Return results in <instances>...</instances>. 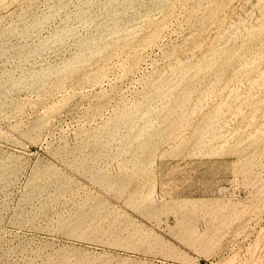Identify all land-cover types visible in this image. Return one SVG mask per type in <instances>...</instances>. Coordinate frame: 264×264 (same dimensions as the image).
Instances as JSON below:
<instances>
[{"label":"rangeland","instance_id":"rangeland-1","mask_svg":"<svg viewBox=\"0 0 264 264\" xmlns=\"http://www.w3.org/2000/svg\"><path fill=\"white\" fill-rule=\"evenodd\" d=\"M5 1L0 2V5L2 3L0 7V18H3L0 19V29L7 27V24L13 22V19H15L17 15L26 12L29 6L38 3L33 0ZM233 1L234 2H232L230 6L225 7L220 12V15L215 20L216 23L219 22L220 19L225 20L229 18L230 20H236L240 17H244L247 19L244 24L248 25L250 19L246 17L250 16V14H247L249 9L251 12L253 11L254 13H252L255 15H262L264 13V9H261L264 7V4L257 5L258 7H256L255 3L257 0H248V2L245 0ZM188 5L189 0H174L164 13L159 15L158 18L155 17L151 19L140 30L127 48L111 51L105 58L95 59L87 65L70 72L63 82L60 83V86L52 91L29 93V96L32 97L31 100L25 101L19 108L11 110L9 113L0 114V158L11 154L15 155L16 158L14 162L16 165H13L14 169L8 183L4 185V188H0V202L5 199L7 203V208L3 210L2 216L0 217V264H28L29 262V264H49L50 261L53 262V264H58L60 261L62 263L63 260L65 264H70V262L71 264H80L81 262H83V264H86V262L90 264L97 258L99 260H95L96 264H103V262L105 263V256H107L106 264H138V262L141 264H251V262H254L252 260L256 261L254 264H264V189L261 188V186H264L262 184L264 181L261 180H264V126L261 125V123L264 124V118L262 119V117H264V102H262V100L264 101V74L262 73L264 72V56L259 62L252 63L253 65L249 68H244V62L246 60V62H249L248 64H251L252 61L250 57L246 56L238 59L234 63V66L236 68L240 67V65L243 66L238 68L239 71L236 70L235 73L232 71L228 73L227 79L216 87L217 89L214 91L210 100L205 99L204 97L206 96L200 93L204 87H201L195 96V100L197 101V99L200 98V102H203L201 106L205 107L202 111L194 115L196 118L194 119L195 124L200 121V119L201 121L205 119L209 111L216 108L218 104H220L219 106L221 107L223 100L226 101H224L223 106L229 105V103V106L233 104L231 107L227 106L230 110L226 107L225 114L219 117V120H223L224 118V120L220 122L226 124L223 132H226L227 129L232 132L233 137L228 140V144L224 142L226 145H223L224 143L222 140L216 147H213V149L209 147H204L202 150L201 148L186 149L184 148V137L189 136L193 128H187L182 133L183 135L174 132L172 135L162 140L157 146L156 158L154 157L152 169H150L148 173L134 178L123 188L124 191L120 192L111 190L101 182L91 180L84 175L83 172L81 173V171L68 165L64 162L63 153L58 151V148L62 146H67L69 148L73 147L74 140H76L79 135H87L91 129L108 119L118 106H121L129 98L140 92L147 79L163 72L167 68V64L171 61V57L166 58V51L179 40L182 34L188 31V28L182 25L184 12ZM235 5H237L234 9L235 11L231 13ZM215 22L202 31V33L198 34L199 40L204 43H208L211 40L214 35L213 28L216 25ZM159 27L162 29L160 35L153 37L146 43L143 40L144 37L149 36L151 32ZM241 27L242 25L231 28L227 37V39H229L231 38L229 36H232V38L228 40L231 44L234 43L233 37L234 34L236 35L237 33L236 30ZM140 36L142 37L140 38ZM207 36L209 37L207 38ZM192 39L193 38H190L187 43V48H190V50L194 47L193 43L195 42H192ZM201 50L202 48L192 49L188 54L192 53L200 56ZM186 55L187 53L185 50H181L178 51V54L175 56L184 57ZM5 57L6 55H1L0 61L1 59H5ZM135 58H138L136 65L130 70L125 71L128 61L131 62ZM123 62L124 65L122 64ZM103 66V74L96 82L93 81L85 86H81L77 89L75 88V85H77L85 75L87 76ZM259 76H261V79H256ZM255 79L258 83H255ZM251 80H253V82H251ZM240 81H242L241 84H239ZM255 86H259L260 89ZM238 87L240 88L238 89ZM229 88L231 90H229ZM258 90H260V93H257L259 92ZM230 91H232V95L230 96V93L229 96H227ZM242 93L245 94L247 98L245 96L243 97ZM246 93H249L248 96ZM250 94H252L253 97ZM96 96L98 98H96ZM225 97L231 98H226V100ZM234 97L237 99H234ZM239 97L241 98L239 99ZM63 99L65 100L62 101ZM233 99L234 101L232 103L231 100ZM206 100L207 104L210 106L206 105ZM235 100L237 101L235 102ZM242 101L243 103L240 105ZM57 103H59V107L47 118L48 120L46 119L40 126L38 130V132H40L36 137L27 135L20 127V124H28L42 117V114L44 115L46 111ZM245 105L248 107L246 108ZM250 105H253V107ZM243 109V113L239 112V110L241 111ZM233 112L235 114L238 113V115L241 113V115L237 117ZM252 116L255 118L253 119ZM249 117H251L252 120ZM227 118L229 120H227ZM230 119L233 122H231ZM227 121L229 124L225 123ZM246 124L247 126L250 124L249 127H247ZM238 128H240V130H238ZM243 128H246L245 131H242ZM258 128L263 134L259 131L257 135ZM84 130L86 132H83ZM250 133H253L252 135L255 134V137L251 136ZM242 140L246 142L243 143L244 141L242 142ZM177 143H180V145L176 146L178 145ZM220 145L223 149L219 147ZM239 151L241 154L238 153ZM54 153V157L56 156L55 158L53 157ZM131 154V150L126 151V153L123 154L122 160H115L111 163L107 168V174L109 176L117 175L119 169L123 167L122 163L128 162ZM244 156L246 158L243 160L241 157ZM48 160L53 161L64 173L74 177L75 181L78 180L81 182L82 186L77 189L78 194L76 197H78H75V200L72 202L67 201V195L70 193V190H68L66 195L59 196L39 215H31L29 216V220L27 219L23 223H12L10 217L15 213L18 202L27 189V184L33 175V168L38 163H47ZM235 160L236 162H234ZM239 160L241 161L240 164L237 162ZM118 161L120 163H118ZM240 167L244 170L239 169ZM250 172L251 174H249ZM252 179L258 180H254V183H252ZM255 182L258 184L257 186H255ZM143 186L145 188H142ZM259 187L263 191L259 192ZM149 188H151L150 190L152 193H148L150 191ZM93 192L107 199L103 207L104 209L102 208L103 211L102 209L100 211L102 215L99 214V218L101 219L100 225L96 227L97 230L95 229L97 232L100 230V237L96 236L97 239L101 238V235H105L102 237L103 239L95 240L93 236H90V238H88V236L86 238L87 235H85V237L82 235L81 237L78 235H68L67 232L54 227L57 215L63 214L75 205L77 202L76 199L78 200L81 197L93 194ZM145 194L148 196L150 195V198L147 197L149 200L144 199L146 197ZM160 195L163 196L161 197ZM196 197L198 199H196ZM204 197L207 200L204 199ZM151 198V203H155V201H160V199H162L159 203L156 202L153 204L154 207L149 202ZM39 199L40 198L36 199L33 203H42L43 199H40V201ZM154 199L155 201H153ZM181 199H183L184 203ZM143 200H146L147 203L145 202L144 204ZM173 200L174 202L177 201L176 204ZM191 200L193 202H191ZM197 200L200 201L196 202ZM203 200L204 202L207 201L209 204H206V202L205 204L202 203ZM163 201H165L164 203H166V205ZM166 201H170V203ZM187 201H189V204H187ZM211 201L214 204H211ZM215 201L222 204V206ZM137 203L142 205L139 207ZM148 204L150 205V209L148 208ZM200 204H204L203 207L202 205L199 206ZM174 205H176V209ZM192 205L196 209L198 206L201 209H195L194 211L196 213H192V209L188 211L192 208ZM211 205H213V207L217 206L213 209ZM161 206L165 209H161ZM142 207L143 209H141ZM153 207V210L157 212L151 210ZM178 207L181 208L179 211L180 213L177 212L179 210ZM220 207L225 208L223 213V208L219 210H222L221 212L218 211ZM144 208L146 211H144ZM156 208L159 209L157 210ZM210 209L213 211L211 217H209L211 211L207 213ZM214 210L215 212L217 211V213H215ZM146 212H150V214ZM199 212L202 214L200 215ZM226 213L227 215L225 216ZM188 220L190 223L187 222ZM180 221H182L183 224ZM115 222L116 227L122 226V228L118 227L121 230L118 229V231H114ZM101 226L106 233L109 231V234H113L111 235L113 237L103 232L104 230L101 229ZM127 226L130 227L125 228ZM216 227H218V229ZM131 228H135V231ZM213 229H215V231L219 230L217 234L215 232L216 236L215 234L213 235L214 232L212 235L211 232L208 234L209 230L214 231ZM133 232L135 233L133 234L135 238H133ZM130 233L132 238L130 237ZM202 234H205L201 237L205 238V240L199 237V235L202 236ZM116 235H118L117 237L119 240L115 239ZM196 236H198L200 240H198L197 243H201L202 240L206 241V238H208L209 244L206 243L207 241L205 244H203V241L201 243L202 245L195 244L194 242L198 239ZM213 236L218 239H215ZM136 237H138V241L140 240L139 242H137ZM194 237H196V239L192 241L191 238ZM209 237L214 239L212 245L210 244L212 240H210ZM141 238L144 240H141ZM60 248H63V250L61 249L60 251ZM73 248L79 251L76 252ZM66 249H68V251ZM36 250L38 251L36 252ZM70 250L72 253H70L71 256L68 253ZM72 250L75 254H73ZM60 252H62L63 257L68 256L69 258L63 259ZM95 253L96 255L98 253L97 257L93 256ZM59 254L60 258H56ZM101 254H103V256L105 255L104 258L100 257ZM52 256H55L56 261L54 257L51 258L53 261L50 260ZM90 257L93 258L91 259ZM100 258L104 261H100ZM65 259H70V262H67ZM81 259H83V261ZM85 260L86 262H84ZM246 260H249V263Z\"/></svg>","mask_w":264,"mask_h":264},{"label":"bare ground","instance_id":"bare-ground-1","mask_svg":"<svg viewBox=\"0 0 264 264\" xmlns=\"http://www.w3.org/2000/svg\"><path fill=\"white\" fill-rule=\"evenodd\" d=\"M1 1H5V0H0V2ZM33 1L38 3L29 6L26 12L17 15V17L13 19L14 21L12 20L13 22H10L11 24L9 23L7 24V27H5L4 29H0V56L6 55L5 59H1L0 61V114L7 112L9 113V111L19 108V106L25 103V101L31 100L32 97L29 96L30 95L29 93L38 92V91H45V92L52 91L58 86H60V83L63 82V80L68 76L70 72L87 65L88 63L92 62L95 59L105 58L107 54L111 51H118L127 48L132 43L133 39L138 35L140 30L151 19L155 17L158 18L159 15L164 13L173 3L174 0H42V1L33 0ZM245 1L248 2V0ZM232 2L234 1L233 0H189V5L185 9L184 17L182 21V25L187 27L188 31L185 33L183 32L184 34H182L179 40L166 51L165 53L166 58L171 57V59L168 58L171 61L167 64V68L163 72L160 71L161 73L155 76H151L149 79H147L140 92H138L135 96L129 98L121 106H118L116 110H114L112 115L109 118L107 117L108 119H106L105 121L102 120L103 122H101V124L91 129L90 132L87 131L88 132L87 135H79V137L76 140H74V143L72 142L73 147L69 148L67 146H62V145H61L62 147L59 146L60 148L57 147L58 151L63 153L64 155V162L72 166L73 168L77 169L78 171H81V173L83 172L84 175H86L91 180L101 182L106 187H109L111 190L115 192H120V191H124L123 188H125L126 185L129 182H131L134 178L142 176L148 173L150 169H152L151 167L154 164L153 160L156 158L155 155H156L157 146L162 140L172 135L174 132H178V134H182L187 128L190 127L193 128L191 134L189 136L184 137V141H185L184 148L186 149L201 148L202 150V148L204 147H209L213 149V147H216L218 143L222 140L223 143L226 142V144H228V140L233 137L232 132H230L228 129L227 131L229 132L227 131L223 132L226 124L221 123L220 121H223L224 118L223 120H219V117L225 114L226 107L229 106L230 103L229 105L223 106L225 101L223 100L221 107L219 106L220 104H218L216 108L209 111L205 119H203L202 121L200 119V121H198L196 124L194 123L195 122L194 119H196L194 115L205 108L201 106V103L203 104V102H200L199 100L200 98H198L197 101L195 100V96L197 95V92L201 87L204 88L200 91V93L206 96L204 97L205 99L210 100L214 91L217 89L216 87L220 83L225 81V79H227L228 73L231 71L235 73V71L238 70V68L243 66L240 65V67L238 68L234 66V63L238 59L246 56L250 57L252 61L251 64H248L249 62H246V60H245L246 63L244 62L245 64L244 68H249L251 67V65H253L252 63L259 62L264 56V13L262 15H255L253 14L254 12L252 11L253 12L252 13L251 10L249 9L250 11L248 10V12H251L252 14L247 12L248 15L250 14V16L246 17L250 19L249 21L250 23L248 25L244 24V22L247 21V19H245L244 17H240L239 19L236 20H230L229 18L225 20L220 19L219 22L217 23L215 22L217 17L220 15V12L225 7L230 6ZM262 4H264V0H257L255 3L256 7H258L257 5H262ZM236 6L237 5L233 7L231 13H234L235 11L234 9L236 8ZM261 9L263 10L264 7H262ZM213 22L216 23L215 27L213 28L214 35L208 43H204L203 41L199 40L198 34L202 33V31H204L207 27L211 26ZM241 25L242 27L236 30L237 32L236 35L233 33L234 43L231 44L230 41L228 40H230L232 36H229L231 38L227 39L229 32L231 31V28ZM161 30H162L161 27L157 28L155 31L152 30L153 32H151L149 36L144 37L143 40L147 43V41H149L153 37L159 36ZM142 36H140V38ZM208 37L209 36H207V38ZM190 38H193L191 40L192 42L195 41L193 43L194 47L192 49L202 48L200 56L192 53L188 54L192 50V49L190 50V48H187V43L189 42ZM181 50L182 51L185 50L187 55L184 57L175 56L176 54H178V51ZM137 59L138 58H135L131 62L128 61L125 71L130 70L132 67H134V65H136L137 63ZM122 64L124 65V62ZM103 69L104 66L101 68L99 67V70H96L95 72L88 74L87 76L85 75L84 78L82 77L83 79L77 84L78 86L75 85V88L77 89L81 86H85L86 84H89L90 82L92 83L93 81L96 82V80H98L100 76L103 74ZM262 73L264 74V72ZM263 74H262V80H263ZM259 78L261 79V76H259L256 79L260 80ZM256 79L254 80L255 83L257 82ZM251 82H253V80H251ZM241 83L242 81L239 82V84ZM241 86H245V85H241ZM239 88L240 87H238V89ZM229 90L231 89L229 88ZM258 91L259 92L257 93H260V90ZM249 93H246L247 96ZM229 94L231 96L232 91H230L227 96H229ZM242 96L244 97L245 94H243ZM96 98L98 97L96 96ZM226 98L227 97H225V99ZM230 98L231 97L227 99ZM240 98L241 97H239V99ZM234 99L237 98L234 97ZM234 99L231 100L232 103ZM64 100L65 99H63L62 101ZM236 101L237 100H235V102ZM262 102L264 101L262 100ZM242 103L243 101L240 103V105ZM58 105L59 103L55 104L50 109L48 108L49 110L46 111L44 115L42 114V117L36 119L31 123L20 124V127L24 130V132L27 135L36 137L37 134L40 132V131L38 132L40 126L59 107ZM206 105L210 106L207 104V100H206ZM245 106L246 108L248 107L247 105ZM250 106L253 107V105ZM229 107H227V109ZM228 110H230V108ZM242 111H244V109L241 111L239 110V112ZM235 115H237L238 117L239 115H241V113L239 115L238 113ZM249 118L252 120L253 116L252 118L251 117ZM263 118L264 117H262V119ZM227 120L229 119L227 118ZM231 122L233 121L231 120ZM225 123L229 124L228 121ZM249 125L250 124H248L247 126L246 124L247 127H249ZM261 125L264 126V124L262 123ZM243 129L242 131H245L246 128ZM238 130H240V128H238ZM259 131L261 130L260 129L257 130V135ZM83 132L86 131L84 130ZM263 132L261 134H263ZM252 134L250 133L251 136L255 135ZM245 140H242V142L244 141L243 143H245L246 142ZM177 144L178 145L176 146L180 145V143ZM226 144L224 143L223 145ZM219 147H221V145ZM129 150L132 151V154L128 159V162L122 163L123 167L119 169V173L117 175L109 176L107 174L108 166L111 163H113L115 160H119V161L122 160L123 154H125L126 151ZM240 151L238 153H240ZM58 154L57 156L59 157ZM54 155L55 153L53 154V157ZM241 158H243L244 160V158L246 157L244 156ZM15 161H16L15 155L12 154L0 158V188L1 187L4 188L5 187L4 185L8 183V180L11 177L10 175H12V171L14 169L13 165H16L14 163ZM119 161L118 163H120ZM234 162H236V160ZM237 162H239L238 164H240L241 161L239 160ZM33 169H34V171H32L33 175L27 184L28 185L27 189L20 198L15 213L12 214V216L10 217L12 223L15 224L23 223L27 219L29 220V216L39 215L44 211L46 207L50 206L52 202L55 201V199H57L59 196L61 197L62 195H66V192L68 190H70V193H68L66 199L67 201L72 202L73 200H75L74 198L78 194L77 189L82 186L80 181L78 180L75 181L74 177H72L70 174L64 173L51 160H48L47 163L45 162L44 164L38 163L35 165ZM239 169H242V167H240ZM249 174H251V172ZM255 175L258 176L259 173L258 175L257 174ZM258 179H254V180L256 181ZM254 180L252 183H254ZM261 180L264 181L263 179ZM255 184H256L255 186L258 185L256 182ZM262 184L264 185L263 182ZM144 186L142 188H145ZM151 188H149V190ZM261 188L264 189V186H261ZM261 188L259 187L260 189L259 192L263 191L261 190ZM150 192L151 190L148 193ZM149 196L148 195H146V197L144 196L145 197L144 199L149 200L150 198ZM147 197L149 198L147 199ZM38 198L43 199V201L41 200L42 203H37V202L36 204L33 203V201H35ZM196 199L198 198L196 197ZM204 199L206 198L204 197ZM146 200L145 201L143 200L144 204ZM181 200L183 202V199ZM76 201L77 202L75 203V205L69 208L66 212L57 215L55 221L56 224L54 225V227L67 232L68 235L70 234L78 235L79 237H81V235L83 237L87 235L86 238L88 236H89L88 238H90V236L91 237L93 236L95 237L94 238L95 240L103 239L102 237H104L105 235H101V238L97 239L96 236L100 235L99 234L100 230H98L97 232L96 227L100 225L101 219L99 218V214L101 209L105 206L107 199L93 192V194L86 195L84 197L79 198L78 200L76 199ZM151 201L152 198L149 201L151 205L155 204L156 202L158 203L160 202V201H155V199L153 200L155 201V203H151ZM198 201L200 200H197L196 202ZM217 201L215 202L218 203ZM164 202L165 201H163V203ZM166 202L170 203V201H166ZM176 202L174 203L176 204ZM188 202L189 201H187V204H189ZM191 202L193 201L191 200ZM205 202L206 204H209L207 203V201ZM205 202L203 200L202 203L205 204ZM140 203L139 204L137 203L139 207L142 205ZM164 204L166 205V203ZM204 204H200L199 206L202 205L203 207ZM211 204L214 203H212L211 201ZM219 205L222 206V204ZM174 206L176 209V205ZM199 206L197 207V209L198 208L201 209ZM143 207L141 209H143ZM154 207L151 208V210H153ZM211 207H213V205H211ZM215 207H213V209ZM6 208H7V203L6 200L3 199L0 202V217L2 216L3 210ZM148 208L150 209L149 204H148ZM163 208L164 207L161 206V209ZM221 208L223 207H220L218 211ZM180 209L181 208H179L177 212H179ZM191 209L193 210L192 213H196L194 211L196 208H194L193 205L192 208H190V210L188 211H191ZM224 209L225 208L222 209L223 211L221 210L222 213L224 212ZM211 210L212 209L208 210L207 213H210ZM144 211H146L145 208ZM153 212H157V211L153 210ZM146 213L150 214V212H146ZM215 213H217V211ZM211 214H213V211H211L210 216L208 214L206 215L211 217ZM226 215L227 213L225 214V216ZM189 220L187 221L188 223H190ZM182 221L180 222L183 224ZM104 224H108V223H104ZM219 225L221 226L220 223ZM118 227L122 228L121 225ZM118 227H116V222H115L114 231H118L119 229ZM128 227L130 226H127L125 228ZM216 228L218 229V227ZM101 229L104 230L103 227ZM215 229H213L214 231L209 230L208 234H210V232L211 235L213 232H214L213 235L215 234V232L217 234L219 230L215 231ZM103 232H105V230ZM133 234L135 233L133 232L132 235ZM109 235L111 236L113 234L110 233ZM200 235L199 237L201 238L205 234L204 235L202 234V236ZM117 236L118 235H116L115 239L119 240ZM215 236L213 237L215 238ZM130 237H131V233H130ZM196 237L198 238V236ZM196 237L191 238L192 241L193 239L195 241ZM133 238H135L134 235ZM136 238H137V242H139L140 240L138 241V237ZM201 239L205 240V238H201ZM206 239L207 242L202 240V242L204 241L203 244H205V242L208 243V238ZM215 239L218 238L216 237ZM141 240L144 239L141 238ZM198 240L199 238L196 240V242H194L197 245L202 243V242L197 243ZM210 240H212L210 243L212 245L214 239L210 238ZM61 249L63 250V248H60V251ZM66 250L68 251V249ZM37 251L38 250H36V252ZM64 251L62 252L65 253ZM74 251H76V249ZM62 252H60L61 255ZM68 253L70 254L71 250ZM73 254L75 253L73 252ZM95 255L93 256L97 257L98 253L96 256ZM57 256L56 258H60L59 257L60 254ZM104 256L103 254L100 255L101 258L102 257L104 258ZM53 257L55 258V256H52L50 257V260H52L51 258ZM105 257L107 258V256ZM64 258L68 259L69 257L66 256L63 257V259ZM106 258H104L105 263L103 262V264L107 263ZM97 259H94L93 260L94 262L92 261L93 264L94 263L96 264L95 260ZM69 260H67V262H70ZM81 260L83 261V259ZM100 261H104V260L101 259ZM252 261L256 262L255 260ZM84 262H86V260ZM92 262L90 264H92ZM254 262H251V264H254ZM50 263L53 264V262L51 261ZM81 263L83 264V262ZM63 264H65V262ZM86 264L88 263L86 262ZM138 264L141 263L138 262Z\"/></svg>","mask_w":264,"mask_h":264}]
</instances>
